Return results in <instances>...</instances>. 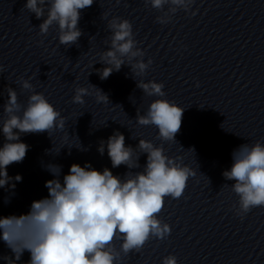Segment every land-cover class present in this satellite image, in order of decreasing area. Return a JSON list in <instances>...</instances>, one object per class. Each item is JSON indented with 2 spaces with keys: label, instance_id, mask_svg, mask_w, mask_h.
<instances>
[{
  "label": "clouds",
  "instance_id": "obj_1",
  "mask_svg": "<svg viewBox=\"0 0 264 264\" xmlns=\"http://www.w3.org/2000/svg\"><path fill=\"white\" fill-rule=\"evenodd\" d=\"M94 0H26L25 9L37 19L46 17L39 25V33L46 35L50 27L58 26L60 45L76 44L82 35L78 28L81 10L92 6ZM117 4L120 0H116ZM146 6L162 12L156 17L160 24H167L178 11L190 12L195 0H144ZM191 11V15H195ZM111 35L106 43L108 50L100 53L97 69L102 80L122 65H128L135 76H143L152 60L144 62V51L137 47L132 23L127 19L113 17L108 21ZM3 66H0V72ZM22 88L31 94L27 106L18 101V94L7 87L8 99L3 104L0 129L5 139L0 148V188L9 182L22 180L17 174L9 177L7 168L20 163L29 146L22 142L21 134L64 130L65 117L45 97L36 92L27 79L21 78ZM98 103H108V97L91 85ZM137 87L148 96L164 97L162 82L139 80ZM88 87L77 86L72 102L83 105L84 97L90 95ZM184 108L167 99L153 100L145 114L137 113L141 126L154 125L158 139L175 142L180 131ZM18 130V131H17ZM67 138V136H66ZM80 148V144H76ZM105 147L112 168L126 166L123 178L105 167L102 171L90 163L82 167L72 164L69 173L63 175L61 166L50 164L47 170L55 177L45 182L48 196L33 201L30 211L20 216L0 217V238L14 254L15 259L4 257L7 264H15L25 251L30 253L28 264H119L122 255L139 253L152 238L166 239L171 233L168 223L159 219L165 197L180 198L190 177L196 171L182 163L179 158L165 153L163 145L140 138L134 149L125 146V136L114 132L106 142L101 141L98 152L104 155ZM84 150V149H81ZM141 154L147 155L142 171ZM233 164L222 175L234 181L232 192L238 196L237 215L243 218L255 207L264 206V144L260 141L251 146L241 145L232 153ZM14 188V184L11 185ZM116 241H120L119 248ZM162 264H177V257L168 255Z\"/></svg>",
  "mask_w": 264,
  "mask_h": 264
}]
</instances>
